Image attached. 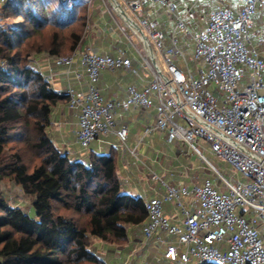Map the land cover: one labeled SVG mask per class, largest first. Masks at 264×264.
Listing matches in <instances>:
<instances>
[{"label": "built area", "instance_id": "2783aa9c", "mask_svg": "<svg viewBox=\"0 0 264 264\" xmlns=\"http://www.w3.org/2000/svg\"><path fill=\"white\" fill-rule=\"evenodd\" d=\"M109 1L114 13L134 29L146 51L143 67L153 78L143 89L130 87L123 98L106 99L97 85L101 71H132V62L123 53L113 56L85 50L54 58L57 67L70 68L77 59L86 70V90L57 91L68 97L71 109L79 111V145L87 149L100 136L112 133L125 145L128 126L118 127V110L154 107V129L165 133L168 142H183L201 157L199 143L209 144L215 156L241 173L245 182L234 184L219 175L226 189L223 192L211 181L191 188L167 185L164 200L181 207L184 221L181 226L171 224L162 200L150 198L145 201L149 218L144 227L146 240L161 231L176 236V243L163 242V256L171 263L264 264V239L258 228V221L264 220V59L250 38L252 17L263 0H246L239 11L220 6L211 12L206 29L192 37L193 60L206 66L205 70L198 68L196 76L174 64L181 55L177 39L173 37V47L166 50L164 35L153 24L136 22L128 15L131 8L141 9L140 0ZM154 1L174 11L171 0ZM177 28L186 30L181 20ZM158 57L164 58V67ZM247 72L249 82L239 90ZM75 77L82 81L81 74ZM44 79L53 86V73ZM190 197L198 206L195 212L184 206Z\"/></svg>", "mask_w": 264, "mask_h": 264}, {"label": "trees", "instance_id": "16d2710c", "mask_svg": "<svg viewBox=\"0 0 264 264\" xmlns=\"http://www.w3.org/2000/svg\"><path fill=\"white\" fill-rule=\"evenodd\" d=\"M88 7L70 0L0 7V184L19 187L35 211L0 192V264H103L92 242L125 245L128 228L148 218L145 201L122 192L114 153L75 160L48 134L53 110L68 97L35 61L82 45Z\"/></svg>", "mask_w": 264, "mask_h": 264}, {"label": "crops", "instance_id": "0c3cea01", "mask_svg": "<svg viewBox=\"0 0 264 264\" xmlns=\"http://www.w3.org/2000/svg\"><path fill=\"white\" fill-rule=\"evenodd\" d=\"M140 1L142 5L141 9L136 10L131 8L127 12L128 15L136 22L145 21L153 24L156 31L164 35V47L167 50L173 47L172 38L175 37L174 34L181 30L177 28L179 20L183 21L186 27V30L181 31L189 33L190 28L187 25V21H189L193 27L202 32L206 29L210 14L215 9L223 6L231 7L234 11H239L245 5L246 0H171V4L174 6L173 12H170L166 7L152 0L154 4L161 5L166 14L174 19V23H171V27L174 26L172 35L167 34L171 27L164 20V15L161 12L150 13L147 15V19L139 17L143 12L144 4L148 0ZM89 2V5L92 6L91 25L89 27L91 29L97 28L104 32L102 33L103 35L101 34L102 36L98 34L100 38L95 36L94 32H91L76 51L89 50L98 53H109L113 56L123 53L125 58H129L132 62V71L129 72L123 70L115 72L102 70L100 79L97 82L101 93L106 99H113L123 98L130 87L143 89L146 82L153 78V74L143 67L145 55H142L140 52L138 44H135L133 40L131 41L123 32L122 27L118 24V20L102 0H91ZM261 3H264V0ZM180 11L182 12L181 16L179 15ZM256 15L257 11L252 17L250 31L253 32L250 34V37L252 46L259 51L257 47L261 44V41H257V39L261 31L264 30V15L262 19L256 18ZM95 16L99 17L95 18ZM154 17H157L156 20L153 19ZM94 18L95 22L93 21ZM192 37L191 35L190 38L193 43L191 55L193 58L195 43ZM97 39L106 40H98L101 42V45L98 46L95 45ZM125 40H128L129 44H124ZM176 47L181 52V55L173 61L180 70L184 72L190 71L196 76L198 68L206 69L203 62H194L195 72H193L186 59V55L183 53V49L180 47L178 39ZM259 54L264 59L260 51ZM181 57L184 58L185 63L187 62L188 65L183 66L181 64ZM53 60V57L40 55L37 56L35 65L43 75L53 73L55 80L52 87L55 91H65L69 88L74 92L86 90L88 85L87 74L85 68L80 65L79 60L76 59L70 68L65 66L57 67L53 64ZM157 61L161 67H163V62L165 64L163 57H158ZM76 73L82 75V81L76 79ZM118 114V127L124 124L128 126V136L125 145L121 143L115 133H112L107 136H100L87 149L76 150V147L80 148L77 141L79 111L71 109L68 101L59 104L53 110L48 134L62 152L67 153L70 158L75 160L86 162L92 153H114L117 159L122 192L134 197H140L144 201L150 198H159L162 200L165 215L173 225L181 226L184 221V215L181 207L164 200L167 185L191 188L195 184L202 185L206 181H211L217 190L223 192L226 189L219 175L234 184L245 182L243 177L239 181H236L234 175L226 178L227 174L221 173L209 162L207 163L209 166H206L200 173L192 172V169L187 166L185 159L189 150L187 152L180 151L181 146H186V144L180 141L170 143L165 133L154 129L156 123V110L154 107L148 109L132 108L128 112L118 110ZM147 129H149V132L146 131ZM203 144L206 145V143ZM190 152L193 151L190 149ZM194 154L196 153L193 152ZM201 154L202 157L198 154L196 155L203 158V153L201 152ZM231 169L237 172L232 167ZM154 176L157 179H154ZM14 204L18 206L19 202L14 201ZM184 206L186 209L192 210V212H195L198 207L193 197L185 200ZM148 221L149 218L143 224L128 228V242L125 245H108L112 251L106 252L103 251L105 243L94 240L91 248L92 252L101 259L103 264H162L164 261L171 263L163 256V251L165 250L163 242L167 240L170 243H176L177 237L161 231L150 240H146L144 227ZM258 228L264 239V220L260 219L258 221Z\"/></svg>", "mask_w": 264, "mask_h": 264}, {"label": "rangeland", "instance_id": "374dc122", "mask_svg": "<svg viewBox=\"0 0 264 264\" xmlns=\"http://www.w3.org/2000/svg\"><path fill=\"white\" fill-rule=\"evenodd\" d=\"M59 2L65 3L68 0H58ZM72 2H78L77 0H70ZM6 2V0H4V3ZM4 3H0V7L2 5H4ZM85 3V2H84ZM87 4H89L90 2H86ZM104 4H106V6L108 7L109 11H111L113 13V15L116 17V19L118 20V24L123 27V32L129 37V39L135 43V44H139L140 46V52L142 53V55H146V51L141 47V43L139 38L135 35V31L133 28H130L126 22L124 20H122L117 14L114 13L113 8L110 4L109 0H106L104 2ZM260 6H258L257 9V15L255 16L256 18L262 19L263 18V11H264V3H260ZM91 8L92 6L89 5L88 10H87V18H86V26L84 28V34H83V40L86 39V37L91 33L94 32L93 34L97 37L98 34L101 35L104 31H101L97 28H93L91 29V27L88 29L87 26L91 25V17H92V13H91ZM153 12L155 13H162V15H164V20L166 22H168L169 26L171 27V23H174V19L170 18L166 12L164 11L163 7L161 5L158 4H154L152 2V0H148L144 6H143V12L141 14V16H139L140 18L143 19H147V15H149L150 13L152 14ZM98 15V14H97ZM179 15H182V12H179ZM99 16H95V18H97ZM95 18L93 19V21L95 22ZM157 17H154L153 19L156 20ZM163 19V18H162ZM173 19V20H172ZM17 22L19 20H16ZM15 21V22H16ZM161 21V20H160ZM187 25L190 28L189 33L187 32H183L181 30L177 31L174 34V38L178 39V41L180 42V47L183 49V53L186 55V59L188 60L189 65L191 66V68L193 69L192 71L195 72V63L194 60L192 58L191 53L193 52V43L191 42V35L195 36L198 33H200L199 29H196L195 27H193L189 21H187ZM125 27V29H124ZM173 29L174 26H172L167 34L168 35H172L173 33ZM109 32V31H108ZM253 31H250V34H252ZM121 34V33H120ZM103 35V34H102ZM101 35V36H102ZM100 38V37H99ZM251 38V37H250ZM104 41L106 39H97V42L95 45H101V42L98 41ZM257 41H261V44L257 47L260 51V53L263 55L264 57V30L261 31V34L258 35V39ZM258 43V42H256ZM124 44H129L128 40H125ZM181 64L183 66H186V63L184 61V58L181 57L180 60ZM162 66L164 67L165 64L164 62L162 63ZM249 73H245L244 78L242 79L241 83H239L238 88L239 90H242L246 84L249 82ZM199 147L201 149V152L203 153V158L199 157L198 155L194 154L193 152H190V148L186 145L181 146L180 151L181 152H187L188 150V155L185 156L186 159V164L189 168L192 169V172H201L202 170L205 169L206 166H209L207 163L209 162L210 164H212L215 168H217L221 173L223 174H227L226 178L230 177L231 175H234V178L236 181H239V179H242L243 176H241L242 174L237 172L232 171L231 166L228 163H225L223 161H220V159H218L215 154L212 152L211 147L209 144H203V142L199 143ZM76 150L80 151L82 150L81 146L76 147ZM206 159V160H205ZM207 161V162H206ZM243 181V180H242ZM3 191L6 196L8 197V200L10 201L11 205L15 206L14 201L19 202L18 207H20L22 210H24L25 212L29 213L31 216L35 215V211L33 209V207H31V203L29 198H27L23 192L21 191V189L17 186H12V185H5V184H0V192ZM22 200V201H21ZM93 245V242H92ZM103 251H112V249H110L108 247L107 244H105V249H103ZM108 260V259H107ZM162 264H177V263H167L166 261L162 262Z\"/></svg>", "mask_w": 264, "mask_h": 264}, {"label": "water", "instance_id": "95a60500", "mask_svg": "<svg viewBox=\"0 0 264 264\" xmlns=\"http://www.w3.org/2000/svg\"><path fill=\"white\" fill-rule=\"evenodd\" d=\"M149 51L152 53V48L151 47H150V50ZM152 61L155 62L154 58H152Z\"/></svg>", "mask_w": 264, "mask_h": 264}, {"label": "bare ground", "instance_id": "6f19581e", "mask_svg": "<svg viewBox=\"0 0 264 264\" xmlns=\"http://www.w3.org/2000/svg\"><path fill=\"white\" fill-rule=\"evenodd\" d=\"M144 239V238H143Z\"/></svg>", "mask_w": 264, "mask_h": 264}]
</instances>
